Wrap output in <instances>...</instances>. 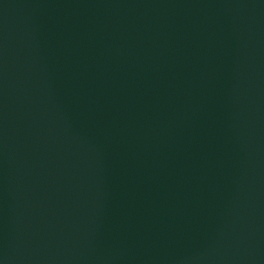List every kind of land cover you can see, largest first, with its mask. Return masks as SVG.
<instances>
[{
  "label": "water",
  "instance_id": "1",
  "mask_svg": "<svg viewBox=\"0 0 264 264\" xmlns=\"http://www.w3.org/2000/svg\"><path fill=\"white\" fill-rule=\"evenodd\" d=\"M0 264H264V0H0Z\"/></svg>",
  "mask_w": 264,
  "mask_h": 264
}]
</instances>
